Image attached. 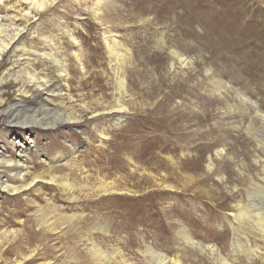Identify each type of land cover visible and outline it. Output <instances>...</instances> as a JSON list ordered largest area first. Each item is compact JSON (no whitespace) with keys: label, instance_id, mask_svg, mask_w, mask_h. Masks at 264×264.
<instances>
[{"label":"rangeland","instance_id":"1","mask_svg":"<svg viewBox=\"0 0 264 264\" xmlns=\"http://www.w3.org/2000/svg\"><path fill=\"white\" fill-rule=\"evenodd\" d=\"M102 4L0 0V264H264V0Z\"/></svg>","mask_w":264,"mask_h":264},{"label":"bare ground","instance_id":"2","mask_svg":"<svg viewBox=\"0 0 264 264\" xmlns=\"http://www.w3.org/2000/svg\"><path fill=\"white\" fill-rule=\"evenodd\" d=\"M103 1L104 0H95V5L93 7L95 13H98L99 9H101L100 5L103 3ZM103 34H104L103 35V40H104V43H105V46H106V49H107L109 55L110 56H114L116 60H119V64H121V65L124 64L125 58L127 57V55L124 52L126 50L124 48V50L122 52L121 44H119L118 39L114 35L115 31L108 30V31H105ZM162 43H163V41H162ZM4 49H5V44L3 43L2 47L0 48V52H2ZM57 61L60 63V68H63L64 66L62 64V61L56 59V62ZM76 61H77V63H80V65L83 64L84 61H83L82 55L78 54L76 56ZM81 69H83V66L81 67ZM125 87H126V79H125V76L122 75L119 79H117V88H118L119 93L127 92ZM113 113H114V115H113ZM103 114H109L110 116H112V115L116 116V118L113 120L114 123H112L114 125H116L119 121H121V119L123 117V113L121 112V108L120 109H116V110H112L111 109V110H108L106 112H101V113L94 114V115H103ZM92 117H93V115H92ZM24 122H26V121H23V123ZM99 134L100 135L101 134L105 135V133H103L102 131H99ZM181 154L184 155L185 152L182 151ZM0 163L3 164V167H5L4 165H7V164L8 165H13L14 164L11 159L1 160ZM262 174H263L262 177H263V180H264V166H262ZM15 179H19L20 181H24L25 180L23 175H21L19 178L12 177V180H11V178H7L5 181H0L1 188L4 189V190L5 189H9L11 191H17L18 189L22 188L23 186H29V184L33 181L32 180L30 182L23 183V184L20 183V186H19V185H15V184L12 183V181L15 180ZM252 182H254V181H252ZM255 188H256L255 185L252 184L251 187L246 192V199H245L246 205L243 204V203H238L236 205V207H237L236 210L237 211L231 214L232 215L231 216V220L234 221V225L231 224V226H232L231 229H232L233 232H235L237 229H240V230L243 229V227L246 226L247 224L250 225L252 228H254V230L256 232L259 233V237H261L259 239V241L261 242L260 243L261 245L256 242L258 237L255 238V242H253L254 244H252V247H251V245H248V244L245 247H242L239 244H237V239H233L232 240V244H230V248H231L232 252L234 253V255L233 254L231 255L232 256L231 257L232 261L236 260L237 256L240 255V252H242V251L245 252L244 250H246L247 253L249 252V257L250 258H252V257L256 258L258 256H261L262 251H264V215L262 214L264 212H261V210H263V209L258 207L255 204V202L252 200ZM249 223H251V224H249ZM182 237L184 239H187L188 242H190V240L187 238V235H186L185 232L182 233ZM237 250L238 251L240 250V251L238 252ZM17 251H18L17 252L18 259H17L16 263H20V264H23L25 262L27 264L30 260H32V258L36 257V255H37V252H35L33 250L30 251V253H23L22 251H19V250H17ZM241 254H243V253H241ZM172 264H180V262L175 259V260H172ZM218 264H235V262H229L228 259L219 257L218 258Z\"/></svg>","mask_w":264,"mask_h":264}]
</instances>
